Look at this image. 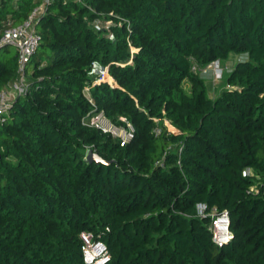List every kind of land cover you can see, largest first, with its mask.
Returning <instances> with one entry per match:
<instances>
[{
    "label": "trees",
    "instance_id": "1",
    "mask_svg": "<svg viewBox=\"0 0 264 264\" xmlns=\"http://www.w3.org/2000/svg\"><path fill=\"white\" fill-rule=\"evenodd\" d=\"M41 2L0 0V18ZM36 26L28 90L0 125V264H86L83 231L107 264H264V0H50ZM10 46L0 91L19 75ZM231 53L212 94L193 65ZM98 110L133 138L85 124Z\"/></svg>",
    "mask_w": 264,
    "mask_h": 264
},
{
    "label": "built area",
    "instance_id": "2",
    "mask_svg": "<svg viewBox=\"0 0 264 264\" xmlns=\"http://www.w3.org/2000/svg\"><path fill=\"white\" fill-rule=\"evenodd\" d=\"M50 0H42L35 6L29 16L22 22L15 23L11 16L0 19V48L4 45H12L18 51L19 75L16 80L12 81L6 88L0 91V125H3L7 119L12 101L17 95L25 94L28 90L27 65L31 61V57L36 52L41 42V34L39 33L36 21L39 14L44 10L45 5ZM220 61H214L206 66L193 65L194 71L207 73L209 69L217 70ZM91 74L99 75L95 82L103 80V75L108 72V66L100 67L97 63L92 66ZM94 82V83H95ZM93 83V84H94ZM85 94L90 98V86L84 89ZM85 124L98 127L104 132L111 133L120 139V144H126L134 136L135 128L131 122L126 125H117L105 114L103 110H98L88 114ZM160 129H157L159 132ZM204 206H200V210H204ZM214 240L223 245L233 238L230 229V217L228 211L213 214ZM81 237L84 241L83 256L86 264H107L111 258L107 244L96 239L90 231H83Z\"/></svg>",
    "mask_w": 264,
    "mask_h": 264
},
{
    "label": "rangeland",
    "instance_id": "3",
    "mask_svg": "<svg viewBox=\"0 0 264 264\" xmlns=\"http://www.w3.org/2000/svg\"><path fill=\"white\" fill-rule=\"evenodd\" d=\"M91 9V12L93 13H96L97 10L94 9V8H90ZM104 16V17H103ZM110 17H115V15H113L111 12L109 13H105L102 15V18L103 20L105 21H109L111 20ZM6 18V17H5ZM0 19H3V18H0ZM94 19H97V17H94ZM102 20V21H103ZM6 55H10L12 53L15 52V48L14 46H10L9 49L6 51ZM243 56V54H237V53H231V55L229 56V58L227 60H223L220 62L219 64V67L216 68L218 69V72L217 70H214V69H209L207 73L203 74L206 76V79L208 81V83H210V91L212 94H216L218 93L223 87H226L227 86V82H226V77H227V74L228 72L234 67L236 61L238 60V58H241ZM109 75V72H107L105 75H103V80H107L109 81L110 83L113 82L112 79H110L108 77ZM108 78V79H107ZM186 86H188V83L186 84ZM123 120H125V118H122ZM117 124V123H115ZM165 124L172 130V131H176L171 125L170 123L165 120ZM117 125H124V124H117ZM90 155L92 156L93 159H96L98 160L99 157L97 155H93L90 153H88V158L90 159Z\"/></svg>",
    "mask_w": 264,
    "mask_h": 264
},
{
    "label": "water",
    "instance_id": "4",
    "mask_svg": "<svg viewBox=\"0 0 264 264\" xmlns=\"http://www.w3.org/2000/svg\"><path fill=\"white\" fill-rule=\"evenodd\" d=\"M90 153L93 154V155L95 154V155H97V156L99 157V155H98L97 153H95V152H92V151H91ZM90 159H93L91 155H90ZM100 159H101V158L99 157L98 160H100Z\"/></svg>",
    "mask_w": 264,
    "mask_h": 264
},
{
    "label": "crops",
    "instance_id": "5",
    "mask_svg": "<svg viewBox=\"0 0 264 264\" xmlns=\"http://www.w3.org/2000/svg\"><path fill=\"white\" fill-rule=\"evenodd\" d=\"M109 76H110V74H109ZM113 80V79H112ZM111 83H113V82H111Z\"/></svg>",
    "mask_w": 264,
    "mask_h": 264
}]
</instances>
